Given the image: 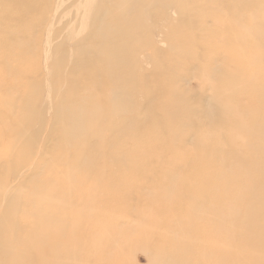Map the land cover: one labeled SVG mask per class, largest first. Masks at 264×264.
I'll return each mask as SVG.
<instances>
[{"label": "rangeland", "instance_id": "374dc122", "mask_svg": "<svg viewBox=\"0 0 264 264\" xmlns=\"http://www.w3.org/2000/svg\"><path fill=\"white\" fill-rule=\"evenodd\" d=\"M240 1L0 0V214L14 200L24 240L45 219L48 264L264 262L246 215L264 0ZM79 108L88 137L71 133Z\"/></svg>", "mask_w": 264, "mask_h": 264}, {"label": "bare ground", "instance_id": "6f19581e", "mask_svg": "<svg viewBox=\"0 0 264 264\" xmlns=\"http://www.w3.org/2000/svg\"><path fill=\"white\" fill-rule=\"evenodd\" d=\"M117 1L124 2L125 3V0H117ZM242 1H244V0H242ZM242 1H240V2H242ZM149 4H151V3H149ZM149 7H150V5L148 6V9H149ZM238 7H240V6H238ZM143 14H145V13L143 12ZM86 22H87V20H86ZM86 22H84V23L86 24ZM255 27L256 26L250 28L251 30L248 28V32L249 33H252L254 35V30H258L257 27L256 28ZM83 29L85 30L84 27H83ZM82 30H80V31H82ZM82 32H80V33H82ZM71 33H72V31H71ZM77 34H79V33H77ZM100 36L101 37H104V33H100ZM81 37L83 39L84 36H81ZM81 37H80V39H81ZM257 38L262 39V40L264 39V31L261 28H259V30H258ZM74 39H75V37H74ZM237 41H239V40H237ZM74 43H75V40H74ZM119 52H121V51H119ZM72 55H74V52H73V54L71 53V56ZM51 61H53V59H51ZM119 87L120 86H117V88H119ZM45 101H46V99H45ZM50 103H51V101H50ZM56 105H58V104H56ZM127 108L124 107V106H120L118 108V110H120L122 112H125V111L128 110ZM136 108H137V106H136ZM84 111H85L84 109L82 110V109L79 108V110H74V111H72L70 113V116L72 117V119L75 118V119L72 120V124H73L72 125V131L73 132H71V133L72 134H77V136H79V137L80 136H87L88 137L90 135V132H89V129H88L89 128L88 125L90 124V119H87V120L85 119L84 115H85L86 112L84 113ZM207 112H208V117L210 119H212V118L214 119L215 116H216V114H218V112H217V104L214 103V102L210 103V105H209V107L207 109ZM90 116L93 117V118H97L98 113L97 112L96 113H93L92 112V114ZM93 120H95V119H93ZM246 127L247 126L245 124H242V126H241L242 129H246ZM262 131L264 132L263 129H262ZM239 132H243V131H239ZM22 133H24V131H22ZM236 140L239 141V142H243L244 143L245 138L243 137V135L241 133H237L236 134ZM97 141H99V140H97ZM248 144L249 143H247L246 145H248ZM105 148H107V147H105ZM30 169H28V170H30ZM25 175L26 174H24V175L23 174L22 175L19 174L17 176V178H20L21 176L23 178V176H25ZM262 189H264V180H262L260 182H255L254 185L252 186V198L254 199L253 203H255V204L256 203H258V204H264V198H263V196L258 193V191H260ZM15 190L17 192L19 190V187H17V189L15 188ZM10 194H11V192L9 191L5 195V199H7ZM253 203L249 204L248 208L246 209L247 210L246 211L247 220L249 221L248 233H251V236L252 237H256L257 240L260 243H263L264 244V221L262 220V222H259L260 219H262V218L264 219V216H263L264 215V211L262 210V208L261 209L256 208L254 206L255 204H253ZM236 209H237L236 207L232 208L230 210V212H229V215H235L237 213V210ZM14 211H15V203H14V200H12L8 204V206L5 208V212H3V213L0 214V256H2V257L5 258V263L4 264H48L47 263V259H48L47 258V243L44 241V237H45V234L44 233L46 232V229H45V227H46V221H45V219L41 220L39 223H38L39 219H37L36 225L34 226L33 229L35 231H37L36 233H38V234L35 235V236H33V237H31L28 240L27 239L24 240V239H21V237H19L18 234H17V233H20V227L19 226H13V225L10 224L11 216L14 213ZM256 229H257V232H256ZM257 233H260V234H257ZM19 246H22L23 249L20 250L19 249ZM261 264H264V262H262Z\"/></svg>", "mask_w": 264, "mask_h": 264}]
</instances>
